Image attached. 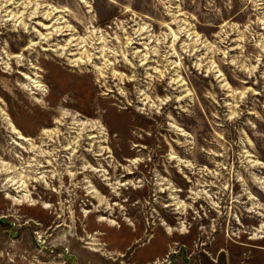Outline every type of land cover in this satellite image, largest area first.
Here are the masks:
<instances>
[{"label":"rangeland","instance_id":"rangeland-1","mask_svg":"<svg viewBox=\"0 0 264 264\" xmlns=\"http://www.w3.org/2000/svg\"><path fill=\"white\" fill-rule=\"evenodd\" d=\"M0 264H264V0H0Z\"/></svg>","mask_w":264,"mask_h":264}]
</instances>
